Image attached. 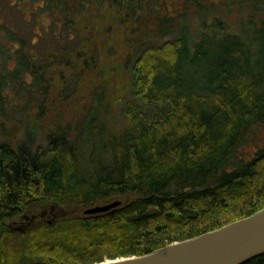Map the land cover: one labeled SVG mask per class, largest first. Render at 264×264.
<instances>
[{
	"label": "trees",
	"instance_id": "16d2710c",
	"mask_svg": "<svg viewBox=\"0 0 264 264\" xmlns=\"http://www.w3.org/2000/svg\"><path fill=\"white\" fill-rule=\"evenodd\" d=\"M169 1L0 0V264L141 255L264 207V0ZM234 4L238 27L226 23ZM42 15L45 45L32 37ZM116 23L134 46L124 68L135 101L119 100L126 123L112 131ZM39 202L51 216L15 226Z\"/></svg>",
	"mask_w": 264,
	"mask_h": 264
},
{
	"label": "water",
	"instance_id": "95a60500",
	"mask_svg": "<svg viewBox=\"0 0 264 264\" xmlns=\"http://www.w3.org/2000/svg\"><path fill=\"white\" fill-rule=\"evenodd\" d=\"M120 200L96 204L85 213L106 211ZM264 253V207L196 236L173 241L141 255L94 264H243Z\"/></svg>",
	"mask_w": 264,
	"mask_h": 264
},
{
	"label": "rangeland",
	"instance_id": "374dc122",
	"mask_svg": "<svg viewBox=\"0 0 264 264\" xmlns=\"http://www.w3.org/2000/svg\"><path fill=\"white\" fill-rule=\"evenodd\" d=\"M175 6L176 5H175L174 2H172V0H170L167 3V8L169 10H172ZM240 8H242V7L239 6V5H235V4L230 6L229 8H227V10L229 11V15L226 18V23H228V24H230V25H232L234 27H238L239 26V24L241 23V20H243L245 18V16H246L245 15V9H240ZM105 18H106V15H104L101 18L100 22L97 21V23H98L97 28H99L100 23L102 21H104ZM48 22H49V18L47 16L42 15L41 17H39L37 25L33 26V36H32L33 37V43L36 42V44L45 45L47 39H44L43 37L36 36L34 31L40 32V29L42 30V28ZM183 25H184L183 31L186 30L187 33L193 32L195 30V28L198 27V23L195 20H193L192 18H190V19L188 18L186 21H183ZM19 27H20V25H19ZM127 28L128 27L123 26V25L122 26H118V24L116 23L111 28L110 33H108V35L106 37L107 39H109L108 42L112 41L114 43L113 44L114 48L112 50V53H108L109 54V60L110 61H118L119 62L118 64L115 65L116 68L114 67L115 68V72L114 73H116L115 74L116 75V79H117V82L119 84V89H117V97L118 98H116L114 100V103L112 104L111 111L108 113V118H107V124H108L107 126L110 127V129L112 131H118V128L121 127L122 124L126 123V120L124 119V117L121 114L122 102L119 101V100L121 98H126V99L130 98V99L135 101V98L133 96H131L130 90L127 87L128 70H127V68L126 69L124 68L125 60H126L124 58L127 55V53L130 52L131 49L134 46L131 43H130V45H124L123 43H120L121 42V37L120 36L125 34V31H127ZM176 33L178 34L179 32L175 31L173 34L175 35ZM103 35H102V38H103ZM28 36H30V35H28ZM124 37L125 36H123V39H122L123 41H124ZM164 38H166V37H164ZM103 58H106V57H103L102 55L98 56V60L101 59V61H103ZM83 74H84L83 78H85L86 74L85 73H83ZM53 95L55 96V94H53ZM52 96H51V100H53ZM68 99H70V98H68ZM75 101L78 102L77 99ZM51 117H52L51 114L48 115L47 116V120L53 119ZM39 133L42 134L41 132H39ZM41 137L42 136H40V138ZM40 138H39V140L43 144V141ZM255 142H256V136H253L252 139H249L246 142V144L242 148L239 149V151H238L239 154H246V153L254 150V148L256 146ZM49 206L50 205H49L48 202H39V203H35V204L31 205V207L29 209H27V211H26L27 217H25V218H17L16 221L18 222V224H15V226L25 225V223H26L25 221H30L31 223H33V222L35 223L37 221H41V219L38 216L42 212H45L46 213L45 217L49 218L51 216V214L49 212V210H50ZM85 209L86 208H82V207H78V206L74 207V208H71V209H65L63 207L62 208L61 207H55L54 213H56L59 216L60 215L63 216V215L73 214V213L82 214Z\"/></svg>",
	"mask_w": 264,
	"mask_h": 264
}]
</instances>
